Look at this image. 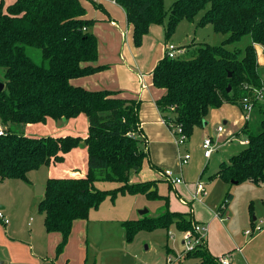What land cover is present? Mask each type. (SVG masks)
<instances>
[{
	"label": "trees",
	"instance_id": "1",
	"mask_svg": "<svg viewBox=\"0 0 264 264\" xmlns=\"http://www.w3.org/2000/svg\"><path fill=\"white\" fill-rule=\"evenodd\" d=\"M115 2L133 26L135 46H140L150 25H163L168 40L182 20L192 22L200 11L198 26L210 24L215 32L227 34L220 44L203 43L174 59L164 55L153 68V85L165 89L155 103L168 126H182L189 137L211 109L223 103L240 107L244 96L262 87L254 45H261L264 53V0H174L168 9L164 0ZM93 23L79 0H15L9 5L0 0V178L29 181V171L62 162L81 143L87 151L86 174L48 178L37 204L45 230L62 235L57 253L69 237L72 222L86 219L107 197L139 194L168 205V196L157 191V180L130 181L131 173L140 170L148 157L138 117L140 102L119 97L118 91L87 90L70 83L72 78L105 68L89 64L97 59V40L89 31ZM244 36L249 43L243 50L227 47ZM27 47L40 50L41 63L33 60ZM254 110L261 114L260 131L251 132L245 123L241 131L248 143L221 161L215 173L227 183L264 181V103L255 104ZM82 113L87 117L84 138L28 136L12 129L13 125L45 124L47 119L69 120ZM99 182L115 185L106 189ZM231 199L227 191L219 214L225 213ZM191 222L188 213L167 208L157 216L127 219L121 225L130 242L139 231L167 232L172 226L185 230ZM187 258L218 264L203 245L188 252Z\"/></svg>",
	"mask_w": 264,
	"mask_h": 264
},
{
	"label": "rangeland",
	"instance_id": "2",
	"mask_svg": "<svg viewBox=\"0 0 264 264\" xmlns=\"http://www.w3.org/2000/svg\"><path fill=\"white\" fill-rule=\"evenodd\" d=\"M14 1L15 0H3L5 5L12 4ZM173 1L174 0H164L165 9H168ZM202 14L203 11H200L192 22L182 20L175 28L169 41L173 42V44H179L178 46H183L185 49H192L203 43L211 45L220 44L227 37V34L215 32L210 24L198 26L197 21ZM159 26L161 27L163 25ZM248 43V36H244L240 41L228 44L227 47L229 49L243 50ZM26 50L36 63H41L40 50L31 47H27ZM258 56H260L259 52ZM2 72L3 69L0 68V76ZM259 73L264 83V66H259ZM262 87L264 86L262 85ZM212 112H219V115L215 117L210 116L208 120L209 124L205 127H194L187 141L176 151V166L178 170L180 169L179 154L188 150L191 155L188 163L182 166L183 177L186 182L177 185V189L182 198L187 201H192L194 198L192 197L194 192L192 183H195L197 180L206 182V194L201 199L197 197V200L193 201V207L196 215L197 210L198 213H202L201 210L203 209L201 208V203L198 202L200 199L216 213L217 219L213 222L208 232L209 239L215 234L213 231H216V233L221 231L222 237L223 234L232 235L239 240V245H244L245 241L254 236L256 237L255 242H259L260 245L250 252L248 258L251 257L247 260L248 263H246L264 264V181H261L258 185L249 181L238 184L227 183L225 181L224 183L222 179L215 176L221 161L227 160L229 156L238 153L244 148V145H240L237 141L233 140L228 144H223L217 152L213 153L210 160L203 157L202 149L200 148V142L204 136L213 133L216 126L223 125V120L227 121L225 126L226 129L233 130L231 132L236 133L240 127L234 121L241 117L242 111L237 104L226 103L214 111L210 110L209 114H212ZM260 120L261 114L257 110H253L248 120V129L253 133H258L261 129ZM54 127L56 130L60 131L57 132L59 136L73 134L84 138V135L87 133V118L83 115L76 120H66L62 125H58L56 121ZM12 129L19 133H23V126L13 125ZM249 130L247 133H251ZM241 132L243 134L242 136H238V139L241 137L246 138L245 133L243 131ZM35 133L38 136L50 135V133L46 131ZM224 138L225 134H222L219 140L223 141ZM86 162L87 151L81 143L78 147L66 153L62 162H56L49 168L41 166L36 170L29 171L27 173L29 181L0 178V206L6 207L7 211L5 215L9 219L7 225L0 222V262L5 260L6 264H10V257H13L14 259L22 261L19 262L20 264H26L23 262H29L32 259L31 256L35 255V253H43L47 256L45 247L43 246L44 240L41 234L38 233L39 227L42 228V226L43 232L47 231L44 226V217L42 218V214L37 209V204L41 200L42 194L36 192V186L45 185L48 178L60 177L59 175L67 173L71 169L80 170L86 168ZM153 172V168L148 164L147 160H145L140 170L131 173L130 181L140 182L149 180ZM210 176H212L213 179H210ZM158 179L157 191L160 194L168 196V205L166 206L163 201L147 200L144 196L137 194L135 197L142 206L137 209L135 208L134 214L129 216L131 215L129 214L130 212L127 213L126 211L134 195L123 194L124 197H119V195L116 203L118 206L121 205L122 208H124L125 220L135 219V217L139 215V210L144 208H146L148 212L139 216V218L144 215L149 217L157 216L167 210V208L169 210L181 212L183 208L181 207L179 197L175 193L174 188L161 177ZM114 185V183L109 182L98 183L99 187L106 189L114 187ZM227 191L232 193L233 198L230 200L227 211H225L223 215V217L226 215L228 216V221H223L222 223V221L220 222L221 217L218 216L217 213H220L218 210ZM30 217L33 218L31 228L27 225V221ZM253 218H255V220H253ZM254 226H259L262 230L259 229L254 231L251 235H245V232L247 230H252ZM170 229L173 231V237L167 236V232L164 229H156L151 232L139 231L130 242H127L123 228L119 224L108 223L105 233L97 234V232H95L94 237L96 238L97 236L99 241H97L96 245H90L88 247L89 257L85 261V264H163L165 256L173 255L180 251V230H177L174 226ZM30 231L32 232V242L29 241ZM9 242H12V246L15 247V250L12 252L9 250L10 248L6 249L7 247L4 250L1 244L5 243L9 245ZM60 242L61 240L56 245V255L60 253H57V246ZM76 243L77 242L74 240L71 245V250L74 255L77 252ZM166 243L173 248L172 251L165 252ZM30 244L33 248L30 247ZM36 244H39L38 247ZM249 248L247 251H244L246 255ZM74 255L72 256L74 257ZM217 255L219 254L214 256ZM72 260L74 259L69 258L70 262H72ZM187 262L189 261L187 260ZM187 262L185 259L181 260L178 264H185ZM238 264H245L243 257H240Z\"/></svg>",
	"mask_w": 264,
	"mask_h": 264
},
{
	"label": "crops",
	"instance_id": "3",
	"mask_svg": "<svg viewBox=\"0 0 264 264\" xmlns=\"http://www.w3.org/2000/svg\"><path fill=\"white\" fill-rule=\"evenodd\" d=\"M79 1L85 9V17L88 19H92L94 22L90 26L89 31L95 36L97 40V59L89 64L93 66L103 65L105 66V68L89 75L72 78L70 79V83L73 86L82 87L87 90L118 91L119 97L133 99L140 102L138 109V117L143 136L146 138L147 141L148 157L145 160H147L148 164L153 168L154 171L149 180L158 181V178H160L158 172L166 168L172 169L175 175L182 176L183 182L176 184L170 183V186L174 188L175 193L179 197L181 207L183 208L181 209V212L188 213L193 221L207 224L209 232V229L210 227H212L213 222L217 219L216 213L213 212L210 206L204 204L199 199L198 202L201 203V208L203 210H201V214L198 213L197 210L196 215L195 209L193 207V201L197 199L193 198L192 201H187L181 197V194L177 189V185H181L186 181L183 177L182 166L179 170L176 166V151H178V147L174 142V138L169 126L163 120L161 112L157 108L155 103L157 99H159L162 95L165 94L164 88H158L154 86L152 82V70L157 64V62L165 55V43L171 42L169 41V39H165L164 27H160L157 24L150 25L147 34H145L142 38L140 46H135L133 42V26L127 21L125 11L120 5H118L113 0ZM254 47L257 55L258 65L264 66V53L262 46L255 44ZM258 52L260 56H258ZM224 104L226 103H223L222 105ZM219 107L213 108L211 110L214 111ZM83 115L85 114L82 113L77 117L69 120H76ZM216 115H219V112H212V114H209L208 112L205 117V120L203 121L205 124H202L201 126H207L209 124L208 120L210 116L215 117ZM64 121L66 120H62L60 125H62ZM234 122L237 123L240 127L238 131L242 130V127L245 125V123H247L248 126V121L245 122L242 115L238 120ZM226 124L227 121L223 120L224 127L226 126ZM55 125L56 122L53 119H47L45 124L29 123L23 126V133L28 136H38L35 132L46 131L49 132L50 135H57V132L60 131L55 129ZM231 131L233 130H227L225 127L226 134L232 133ZM84 136H86V134ZM84 149L86 150L85 147ZM211 157L208 160H210ZM54 163L56 162H51L49 165H43V167L49 168ZM86 170L87 167L80 170L71 169L67 173H63L59 176H83L86 174ZM218 178L221 179L220 177ZM210 179H213L212 176H210ZM41 186L44 189V185ZM192 189H194V183H192ZM135 195L137 194H134V198H131L133 200L126 211L127 213L130 212L129 214L131 215L129 216H132V214H134L135 208L137 209L142 206L141 204H139V200L135 197ZM118 196L114 200H111L109 197L105 198L96 208H93L89 211L88 217L86 219H75L72 222L71 232L67 239V243L58 255H56L55 249L56 245L62 239L61 233L58 231L43 232V226L42 228L39 227L38 233L41 234V237L44 240L43 246L45 247V253L47 254V256L43 253H35V255L31 256L32 259L29 262L23 263L85 264V261L89 257L88 247L90 245H96L97 241H99V238H97V236L96 238L94 237L95 232H97V234L105 233L108 223H116L122 227L121 223L125 220V210L124 208H122L121 205L118 206L116 201L119 197H124V195H120L119 197ZM227 208L225 211H227ZM1 210L4 212V214L7 211L6 207L4 206L1 208ZM41 214L43 218L44 214ZM139 216H141V214L136 216L135 219L139 218ZM253 220H255V218H253ZM32 221L33 218L31 217L27 221V225L30 228L32 225ZM221 221L222 223L223 221H228V216L226 215L224 219H220V222ZM213 232L215 234L211 236L210 239L207 233L205 240L206 249L213 256L225 252H233L230 264H238V262L240 261V257H243L245 264H247V260H249L251 257L250 256L248 258L250 252L255 250L258 245H260L259 242H255L256 237L254 236L245 241L244 245H239L240 242L236 237L234 238L232 235L226 234H223L222 237L221 231H219L218 233H216V231ZM31 238L32 232L30 231V242H32ZM74 240L77 242V252L75 255L71 250V245ZM1 244L4 250L6 247V249L10 248L9 250L11 252L15 250V247L12 246V242H9V245H6L5 243ZM179 244L181 247L180 237ZM36 245L38 247L39 244ZM30 247L33 248L31 244ZM237 248H241V251H237ZM248 248L249 250L246 255L244 251H247ZM167 249L172 251L173 248L169 246L168 243H166L165 252H167ZM72 255H74V257ZM69 258H73L74 260L70 262ZM187 260L189 262H187ZM19 262L22 261L10 257V264H20ZM186 262L187 263L185 264H199L196 259L192 258H187ZM1 264H6L5 260H3Z\"/></svg>",
	"mask_w": 264,
	"mask_h": 264
},
{
	"label": "built area",
	"instance_id": "4",
	"mask_svg": "<svg viewBox=\"0 0 264 264\" xmlns=\"http://www.w3.org/2000/svg\"><path fill=\"white\" fill-rule=\"evenodd\" d=\"M113 1L115 2V0ZM185 51L186 49L183 46H178L171 42L165 43V55L169 58L174 59L180 57L185 53ZM257 103H264V87H261L260 89H252L249 95L244 96L240 100V109L242 111V116L245 122L249 120L250 114L255 109V104ZM169 128L173 135L174 142L179 148L187 141L188 136L183 132L182 126L180 125L175 126L170 124ZM240 133L242 132L239 131L236 133L226 134L225 127L223 125L216 126L214 132L204 136V138L200 142V148L202 149L203 157L208 160L213 155V153H215L223 144H228L233 140L237 141L240 145H246L248 143V139L245 137H241L238 139V136H242V134ZM222 134H225V138L223 141H220L219 137H221ZM190 158L191 155L189 151H185L184 153L179 154L178 159L180 167L187 164ZM158 174L162 179L166 180L171 184L183 182L182 176L175 175L173 170L168 168L158 172ZM205 194V182L197 180L194 183L193 197H199L201 199ZM221 209H223V207ZM217 214L221 217V219H224V214ZM0 221L3 224L9 223L8 217L4 214L1 209ZM259 229L262 230L261 227L254 226L252 230H247L245 234L251 235L254 233V231ZM179 232L181 240L180 251H178L176 254L174 253L173 255L165 256L163 264H178L181 260L185 259V255L188 252L194 251V249L198 246H205V240L208 233V226L207 224L192 220L190 229L180 230ZM167 236L173 237V231L171 229L167 231ZM237 251H241V248H237ZM232 253L233 252H225L219 254L215 256V261L218 264H230Z\"/></svg>",
	"mask_w": 264,
	"mask_h": 264
},
{
	"label": "water",
	"instance_id": "5",
	"mask_svg": "<svg viewBox=\"0 0 264 264\" xmlns=\"http://www.w3.org/2000/svg\"><path fill=\"white\" fill-rule=\"evenodd\" d=\"M228 76H230V73H228ZM2 88H3V83L0 82V89H2ZM230 88H231L230 85H228V86L226 87V91L229 92V91H230ZM57 124L60 125V124H61V120H57ZM203 124H205V123L203 122ZM231 182L236 184V181H231ZM36 192H37L38 194H42V193L44 192L43 187L37 185V186H36ZM2 207H3V206H0V209H1ZM147 212H148V210H147L146 208L139 210V214H141V215H143V214H145V213H147ZM0 264H1V262H0Z\"/></svg>",
	"mask_w": 264,
	"mask_h": 264
}]
</instances>
